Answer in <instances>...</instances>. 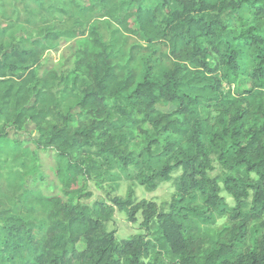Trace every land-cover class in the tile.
Instances as JSON below:
<instances>
[{
    "label": "trees",
    "instance_id": "obj_1",
    "mask_svg": "<svg viewBox=\"0 0 264 264\" xmlns=\"http://www.w3.org/2000/svg\"><path fill=\"white\" fill-rule=\"evenodd\" d=\"M70 40L71 66H43ZM27 123L59 193L28 185ZM130 171L171 182L168 209L82 202ZM115 207L146 233L117 240ZM0 232V264H264V0H0Z\"/></svg>",
    "mask_w": 264,
    "mask_h": 264
},
{
    "label": "rangeland",
    "instance_id": "obj_2",
    "mask_svg": "<svg viewBox=\"0 0 264 264\" xmlns=\"http://www.w3.org/2000/svg\"><path fill=\"white\" fill-rule=\"evenodd\" d=\"M23 34V29L21 27H17L13 29L9 37L7 38V42H10L11 37H18ZM75 44L73 41H66L62 44L59 50H51L44 54L42 59L43 66H55L58 70L65 69L71 66L70 59V51L69 47H73ZM224 88L227 90L228 88L231 91H236V85L228 86L226 82L223 83ZM156 108L163 112H172L175 110V105L172 103H163L159 102L156 105ZM74 110H76L74 108ZM203 116H213L214 113L212 109L204 107L202 110ZM38 137V132L35 126L31 123L25 124L19 130H11L9 132L8 138L10 140V145H19L25 149H29L32 151H36L37 155L35 157V170L39 172L35 177H28V185L33 186L35 183L38 186L39 190H41L46 195L59 193V185L54 175V166L55 162L53 160V153L51 151H38L35 149V146L32 143L33 139ZM211 165L212 169H210V176H216L221 174V168L219 164H217L216 160L213 156H211ZM33 178L37 180L32 182ZM88 191L91 193V196L87 199H83L82 202L86 204H92L95 201H104L107 203H111L113 198L125 199L129 198L133 203H137L140 201H150L156 204L159 208L164 210L168 209V205L171 201V198L174 193L173 186L171 182H161L158 184L156 189L149 191L145 189L142 185L136 181L131 171L129 173L122 174L121 180L118 182V186L113 188L108 184L97 185L93 182H90L87 186ZM221 195L224 197L225 201L232 205L233 201L231 197L225 192L221 191ZM223 222V219L217 221V224ZM142 223V215L140 212H137L135 215V222L131 223L127 219V215L125 211L119 210L115 207V212L111 220L106 223V229L108 231H115L117 240L127 239L133 234H145L141 227ZM258 230V231H256ZM261 229L258 227V222L255 223L252 227V233L256 235V232H260ZM1 232H0V242H1ZM147 238H151V233L147 235ZM159 261L164 264H172L173 258L169 253L162 251L158 254Z\"/></svg>",
    "mask_w": 264,
    "mask_h": 264
}]
</instances>
